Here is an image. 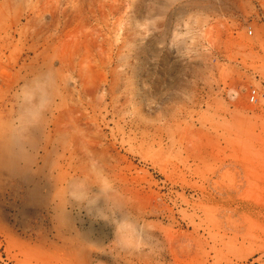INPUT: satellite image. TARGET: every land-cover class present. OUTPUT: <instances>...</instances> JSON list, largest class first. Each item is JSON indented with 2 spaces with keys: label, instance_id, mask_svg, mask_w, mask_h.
<instances>
[{
  "label": "rangeland",
  "instance_id": "374dc122",
  "mask_svg": "<svg viewBox=\"0 0 264 264\" xmlns=\"http://www.w3.org/2000/svg\"><path fill=\"white\" fill-rule=\"evenodd\" d=\"M0 264H264V0H0Z\"/></svg>",
  "mask_w": 264,
  "mask_h": 264
},
{
  "label": "clouds",
  "instance_id": "9594fccd",
  "mask_svg": "<svg viewBox=\"0 0 264 264\" xmlns=\"http://www.w3.org/2000/svg\"><path fill=\"white\" fill-rule=\"evenodd\" d=\"M36 91L38 89H27L25 86H22L21 88V94L24 96L26 100H36ZM46 110V105L41 106L39 102L35 104V109L30 111V115L32 116L34 121H39L41 114ZM117 235L119 237L120 234V228L117 226L116 228ZM123 246H127V242L121 237L119 241Z\"/></svg>",
  "mask_w": 264,
  "mask_h": 264
},
{
  "label": "built area",
  "instance_id": "2783aa9c",
  "mask_svg": "<svg viewBox=\"0 0 264 264\" xmlns=\"http://www.w3.org/2000/svg\"><path fill=\"white\" fill-rule=\"evenodd\" d=\"M249 34H251V31H248ZM248 101L249 103H256L257 101V92L255 90H251L248 95Z\"/></svg>",
  "mask_w": 264,
  "mask_h": 264
},
{
  "label": "bare ground",
  "instance_id": "6f19581e",
  "mask_svg": "<svg viewBox=\"0 0 264 264\" xmlns=\"http://www.w3.org/2000/svg\"><path fill=\"white\" fill-rule=\"evenodd\" d=\"M140 2V0H138ZM142 2V1H141ZM140 26V25H139Z\"/></svg>",
  "mask_w": 264,
  "mask_h": 264
}]
</instances>
